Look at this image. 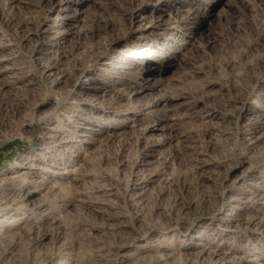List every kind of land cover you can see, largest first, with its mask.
Here are the masks:
<instances>
[{
	"label": "rangeland",
	"instance_id": "rangeland-1",
	"mask_svg": "<svg viewBox=\"0 0 264 264\" xmlns=\"http://www.w3.org/2000/svg\"><path fill=\"white\" fill-rule=\"evenodd\" d=\"M0 220V264H264V0H0Z\"/></svg>",
	"mask_w": 264,
	"mask_h": 264
},
{
	"label": "bare ground",
	"instance_id": "bare-ground-1",
	"mask_svg": "<svg viewBox=\"0 0 264 264\" xmlns=\"http://www.w3.org/2000/svg\"><path fill=\"white\" fill-rule=\"evenodd\" d=\"M165 1V0H164ZM172 3H173V1H172ZM169 2H165L164 3V5H162V6H160V8H158V10H157V12H162V11H164L165 10V8L166 7H169ZM60 6V5H59ZM53 7V6H52ZM164 13V12H163ZM161 14V13H160ZM160 16V15H159ZM155 16L153 17V16H148V17H145V20H146V22L144 23V24H141L140 25V28H139V32L141 33V34H144L147 30H148V27H147V25L148 24H150V23H152V21L153 20H155ZM149 19V20H148ZM153 24V23H152ZM156 25H161V23H160V20H157V23H156ZM150 26H152V25H150ZM163 26V25H162ZM161 27V26H160ZM151 30V29H150ZM150 32V31H149ZM148 32V33H149ZM140 33H139V35H140ZM171 60L169 59L168 60V62L167 63H165L164 65H162L160 68H158V67H151L150 69H148V74H147V76H148V80L149 81H151L153 78H157V76H160V74H161V71H162V68L163 67H165V70H168L172 65H171ZM98 64V63H97ZM174 64V63H173ZM100 65V64H99ZM93 71V70H92ZM161 77V76H160ZM159 77V78H160ZM147 78V77H146ZM145 78V79H146ZM158 78V79H159ZM147 80V79H146ZM155 80V79H154ZM148 84V83H147ZM79 102V101H78ZM75 139V138H74ZM80 140V139H79ZM61 142V141H60ZM77 143V142H76ZM19 164H21V163H19ZM56 169V168H55ZM22 184V183H21ZM42 184V183H41ZM26 185V184H25ZM27 187V186H26ZM31 187V186H30ZM32 188V187H31ZM30 188V189H31ZM44 188V187H43ZM130 188V187H129ZM132 191V190H131ZM33 192V191H32ZM18 193V192H17ZM16 193V194H17ZM23 197H24V195H23ZM34 199V198H33ZM32 200V199H31ZM26 201V200H25ZM22 202V201H21ZM42 205V204H41ZM10 206V205H9ZM9 209V208H8ZM12 209V208H11ZM13 210V209H12ZM9 215V214H8ZM3 216V215H2ZM5 216V215H4ZM9 219V218H8ZM7 219V220H8ZM1 221V220H0Z\"/></svg>",
	"mask_w": 264,
	"mask_h": 264
}]
</instances>
